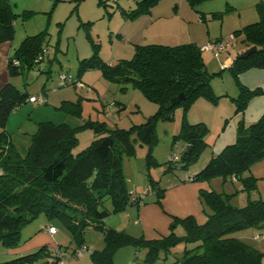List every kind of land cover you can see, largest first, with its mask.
<instances>
[{
	"label": "trees",
	"instance_id": "trees-1",
	"mask_svg": "<svg viewBox=\"0 0 264 264\" xmlns=\"http://www.w3.org/2000/svg\"><path fill=\"white\" fill-rule=\"evenodd\" d=\"M158 1L139 0L135 8L121 9L120 12L130 20L135 19L148 14ZM187 1L199 13V18L203 19L204 13L196 6L208 0ZM257 11L258 20L242 29L241 40L245 48L238 54L250 46H255L256 50L246 57L235 58L229 66L236 79L238 73L246 68L264 67V2L257 4ZM17 16L9 0H0V42L13 39ZM45 34L42 31L29 35L13 49L8 61L10 78L21 74L24 68H32L35 58L45 48L42 45ZM89 38L94 45L91 37ZM14 60L18 64H14ZM94 68L100 69L106 79L118 83L130 82L139 88L147 99L157 104L156 111L142 123L133 124L128 129L110 130L93 139L90 145L77 153L73 152L77 143L76 127L64 122H39L30 145L25 154L21 155L6 130V124L15 109L30 102V95L19 90L11 80L4 84L0 88V246L8 249L19 246L23 240V227L43 216L49 223L58 222L71 232L73 240L76 241L74 248L81 245L88 247L83 239L87 228L100 231L103 247L92 249L89 253L95 264H114V253L126 245L144 247L145 262L164 259L179 243L184 247L173 263L262 264L264 253L231 235L235 230L248 226L264 227L262 199H249L245 205L238 207L230 204L220 192L213 189L200 190L199 199L206 215L205 221L198 223L191 215L170 216L168 234L157 239L134 237L123 230L107 226L104 222L112 214L124 211L130 205L146 203V195L150 192L155 193V201L160 204L165 189L159 185L158 180L149 176L146 192L130 191L122 169L123 157L134 154L137 141L140 145H148L145 157L147 168L159 165L152 155V148L156 144L157 119H171L177 106L183 109L181 126L173 140H183L186 147L180 156L181 163L173 164L179 156L176 161L169 159L164 172L172 171L176 167L187 169L207 145L204 139L207 126L202 122L191 124L185 120V112L198 96L213 101L218 99L212 91L211 75L200 46L194 42L172 45L134 44L132 56L129 59H119L115 63H105L94 53L79 60L77 75H71L75 81L59 86H76V81L83 86L81 74ZM239 86L240 93L233 99L236 111H243L249 97L261 90H250L240 83ZM179 93H183L184 98L172 103L171 99ZM38 94L45 97V101L40 104L46 103V94ZM86 123L84 126L88 125ZM90 127L96 133L104 130L103 123L99 122L95 125L92 122ZM260 159H264V113L249 125L240 121L236 140L213 154L190 179L208 181L214 176L223 180L235 178L242 180L244 188L250 190L255 186V179L243 174ZM132 194L138 195V198L132 200ZM140 196H143L141 204ZM106 202L110 203V208L104 207ZM59 246L69 249L67 246ZM47 248L42 247L0 264L32 263L39 256H46Z\"/></svg>",
	"mask_w": 264,
	"mask_h": 264
},
{
	"label": "rangeland",
	"instance_id": "rangeland-1",
	"mask_svg": "<svg viewBox=\"0 0 264 264\" xmlns=\"http://www.w3.org/2000/svg\"><path fill=\"white\" fill-rule=\"evenodd\" d=\"M137 1L139 0H82L79 2L67 0L59 4L51 15L49 10L38 12L34 9L30 16L26 15V17L25 14L23 17L17 16L14 21L15 47L27 36L44 31L46 34L42 38V45L47 49L46 59L40 66L42 71L40 74L24 68L21 74L11 77V82L19 90L32 95L42 92L47 95L46 103L38 105V103L25 102L8 118L6 130L21 155L25 154L30 145L39 122H64L76 127L77 143L73 152L77 153L90 145L93 139L105 135L110 130L128 129L133 124L142 123L156 111L157 104L147 99L139 88L130 82L118 83L106 79L97 68L86 70L81 74L80 80L83 86H59L61 72L76 76L79 60L90 57L94 53L105 63H115L118 59H129L132 56V45L119 41L117 34L125 20L120 10L135 8ZM260 2L264 0L204 1L196 6L204 13L203 19L198 17L199 13L192 18L196 11L187 0H159L157 3L159 5L153 7L155 13L164 15L160 24L167 20L172 26L168 28L171 29V35L162 37L164 33L160 31V33L157 32L159 33L158 38H155L157 40L153 38L148 41H166L170 44L184 41L176 29L181 18V21L191 25L190 32L193 30L199 38H203L198 41L200 49L208 42L223 41L226 46L218 55L209 49H201L202 57L211 75L212 91L218 99L213 101L198 96L185 112V120L188 123L202 122L207 126L208 130L204 136L207 145L197 160L187 169L176 167L172 171L164 172L169 155L176 153L179 158L173 164L179 165L182 150L186 147L183 140L176 142L173 140L180 129L184 115L182 107L177 106L171 119L156 120V144L152 148V155L159 165L147 168L145 157L148 145H140L138 141L135 142L134 154L123 157L122 169L130 191L146 192L149 176L158 180L160 186H164L167 181L181 179L191 174L190 171L195 168L201 169L210 159L212 151L217 153L225 145L236 140L237 126L240 121L249 125L257 121L264 113V67L246 68L238 73L237 79L229 69L238 52L245 48L241 40L243 27L259 18L257 4ZM175 10L178 11L179 16L173 18L171 15ZM194 20H198L199 23H193ZM89 37L95 43L94 45ZM239 83L250 90L257 88L261 90L249 97L243 111H236L233 99L240 93ZM63 99L68 102L63 103ZM92 122L94 125L97 122L103 123L104 130L96 133L95 129L90 127ZM85 123L88 125L84 126ZM243 175L254 177V188L245 189L242 180L235 178L223 180L219 176H214L208 182L213 190L222 193L233 206H243L249 199L264 200V159L255 161ZM104 207L110 208L111 205L106 202ZM107 220L104 221L105 225ZM42 221L45 223L46 219L40 216L24 226L22 238L37 231ZM55 225L59 229L58 238L61 243L69 249L75 247L76 241L73 240L71 232L58 222ZM231 235L264 253V227L248 226L235 230ZM254 235L260 237L255 239ZM83 239L91 248L103 247L102 235L97 229L87 228ZM183 247V244L179 243L168 252L166 258L145 262L144 247L136 248L126 245L114 253V264H182L173 262L180 256ZM88 254H84L83 260L70 258V261L77 260L75 262L79 264H95L90 261L91 256ZM37 260H39L38 264H42L45 256L41 255ZM262 264H264V257H262Z\"/></svg>",
	"mask_w": 264,
	"mask_h": 264
},
{
	"label": "crops",
	"instance_id": "crops-1",
	"mask_svg": "<svg viewBox=\"0 0 264 264\" xmlns=\"http://www.w3.org/2000/svg\"><path fill=\"white\" fill-rule=\"evenodd\" d=\"M9 1L12 6V9L18 15H22L23 17L24 14V16H30L29 14L32 13L34 9L38 10V12H40L39 10L44 12H47L49 10L48 12H50L51 15V12H54L59 4L67 0ZM172 13L173 14L171 15V17L173 18L179 16L177 10ZM195 15L198 16L197 12L196 14H193L192 18H194ZM163 16L162 14L155 13L153 8L148 14L138 16L135 19L131 20L123 15L125 20L122 26L118 29L117 34L119 41L124 44L130 43L132 47L134 46V44L144 43H162L172 45L166 41H148L152 40L153 38H158L160 31L162 34L164 33V35H161L162 37L171 35V29L168 28H172V26L169 25V22L166 20L160 24L161 18H164ZM193 23L197 24L199 22L198 20H194ZM189 26L191 27V25L188 24L186 21H181V18L178 21V26H176V29L180 32L181 38L184 40L181 43L194 42L199 45L198 41L203 38H199L197 33H195L193 30L192 32H190ZM14 41L15 40L13 37L12 40L0 42V88L11 80L8 73V61L13 49L15 48ZM29 95H32V93ZM213 154H216L215 151H212L210 157ZM199 168L200 167L190 171L191 174H188L182 177L181 179L178 178L173 181H167L166 185L161 186L165 190L163 197L160 199V204H157L155 201V193L150 192L146 195V203L142 205H130L124 211L112 214L107 220V226L113 227L118 230H123L134 237L143 236L145 239H157L168 234V227L171 221L170 216L186 217L191 215L195 218L198 223H203L206 219V215L202 210V205L199 199V192L200 190H210L212 188L208 181H194L190 179V177H192L195 173L200 170ZM47 224L55 225L49 223L48 221H46L45 223L43 221L40 222L38 225V230L33 231L32 233H29V235L23 237L21 244L17 247L8 249L0 246V263L21 255L34 252L42 247H48L53 245L64 246V243L62 244L58 238L59 229H57V232L53 235L47 233L46 231H44V229H42V226H45ZM84 244L87 245L85 241ZM92 249H96V247L93 246ZM83 258L84 254L80 260H83ZM44 261L42 262V264H44ZM75 261L77 260L70 261L69 259L67 264H79ZM114 261L115 260L113 256V263ZM38 262L39 260L26 264H38Z\"/></svg>",
	"mask_w": 264,
	"mask_h": 264
},
{
	"label": "built area",
	"instance_id": "built-area-1",
	"mask_svg": "<svg viewBox=\"0 0 264 264\" xmlns=\"http://www.w3.org/2000/svg\"><path fill=\"white\" fill-rule=\"evenodd\" d=\"M226 46V43L223 41L214 42V43H206L202 48L209 49L215 53V55H218L221 50H223ZM201 48V49H202ZM47 56V49L42 48L40 53L37 55V57L34 60V65L32 66L31 70L34 71L36 74H40L41 71V64L45 61ZM14 64H18L17 60H14ZM59 85H63L66 83H70L73 79L70 73L61 72L59 74ZM75 81V80H73ZM76 85L81 86L82 84L79 81H76ZM28 101L34 102V103H42L45 101V97L42 94H36V95H30L28 97ZM178 158V155L176 153H171L169 155V159L171 161H176ZM1 173V172H0ZM132 200L138 198V195L132 194ZM143 198V196H140V199ZM142 203V199L139 202ZM42 229L46 231L47 233L53 235L57 232V227L54 225H45L42 226ZM254 238H259L258 235H255ZM92 250L91 247H87L85 245L78 246L74 249H66L63 247H60L59 245H53L48 246L46 250V256H45V264H67L70 258H81L85 252L90 253Z\"/></svg>",
	"mask_w": 264,
	"mask_h": 264
},
{
	"label": "water",
	"instance_id": "water-1",
	"mask_svg": "<svg viewBox=\"0 0 264 264\" xmlns=\"http://www.w3.org/2000/svg\"><path fill=\"white\" fill-rule=\"evenodd\" d=\"M255 50H256L255 46H250L249 48H247V49L243 50L242 52H240L239 54H237L236 59L241 58V57H246L247 55L254 52ZM183 98H184L183 93H179L178 95H176L174 98L171 99V102L177 103Z\"/></svg>",
	"mask_w": 264,
	"mask_h": 264
}]
</instances>
